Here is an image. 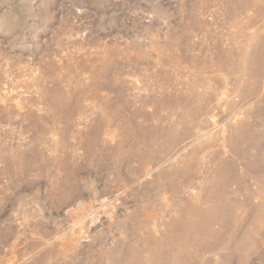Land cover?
<instances>
[{
  "label": "rangeland",
  "instance_id": "1",
  "mask_svg": "<svg viewBox=\"0 0 264 264\" xmlns=\"http://www.w3.org/2000/svg\"><path fill=\"white\" fill-rule=\"evenodd\" d=\"M0 264H264V0H0Z\"/></svg>",
  "mask_w": 264,
  "mask_h": 264
},
{
  "label": "clouds",
  "instance_id": "2",
  "mask_svg": "<svg viewBox=\"0 0 264 264\" xmlns=\"http://www.w3.org/2000/svg\"><path fill=\"white\" fill-rule=\"evenodd\" d=\"M21 4L26 3V0H19ZM31 17H23L21 13L15 10H10L7 17V23L9 27V32L13 36V39L19 38V35L23 32L24 25L27 23L28 19Z\"/></svg>",
  "mask_w": 264,
  "mask_h": 264
},
{
  "label": "bare ground",
  "instance_id": "3",
  "mask_svg": "<svg viewBox=\"0 0 264 264\" xmlns=\"http://www.w3.org/2000/svg\"><path fill=\"white\" fill-rule=\"evenodd\" d=\"M211 223H212V221H211V219H209V220L204 224V225H205V228H206L207 231L210 230ZM187 224H188V223H187ZM198 226H199V225H196V224L192 223V224H190V227H189V228H190L191 231H195L196 228H197ZM196 233H197V232H194L193 234L197 235L198 233H197V234H196ZM187 235H188V232H185V231H184V234H183V235L181 234L180 237H179L180 242L185 243V241H186V239H187V238H186ZM197 237H198V236H197ZM197 237L194 239L195 242L197 241ZM253 239H254V238L250 237V235H249V236L247 235V240H248V242H250V241L253 242ZM205 240H206V239H205ZM200 242H204V241H203V238H202V239L200 238Z\"/></svg>",
  "mask_w": 264,
  "mask_h": 264
}]
</instances>
